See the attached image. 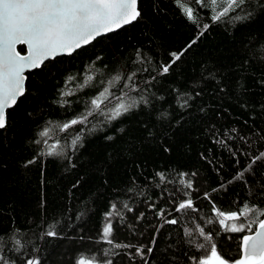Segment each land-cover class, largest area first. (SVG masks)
Instances as JSON below:
<instances>
[{
	"label": "trees",
	"instance_id": "1",
	"mask_svg": "<svg viewBox=\"0 0 264 264\" xmlns=\"http://www.w3.org/2000/svg\"><path fill=\"white\" fill-rule=\"evenodd\" d=\"M192 6L199 8L195 24L175 0H140L135 23L27 75L26 94L9 110L8 127L0 130V233L6 243L13 235L26 242L18 256L7 253L18 264L25 253L40 257L42 264L101 256L100 249L109 246L98 241L113 203L120 214L111 217L116 241L145 251L153 247L145 257L148 264H191L194 254H206L194 247L203 242L197 225L212 235L226 258H240L247 233L221 227L212 203L222 210H237L245 202L264 207V160L245 173L249 187L227 183L264 152V11L254 5L248 21L213 22L210 9ZM205 24L210 25L206 31ZM199 32L204 34L169 73L159 75L170 53L185 48ZM18 49L26 53L24 46ZM138 50L142 63L135 62ZM133 71L139 91L130 95H143L148 104L110 123L100 115L89 117L83 146L73 152L71 139L83 126L61 132L59 125L83 112L85 102L122 74L125 79L112 88L119 95ZM87 74L96 79L81 91L78 85ZM67 90L76 95L62 97ZM61 99L72 103L61 106ZM44 128H49L47 143L59 139L66 156L38 155L46 151L43 141L35 143ZM161 172L164 181L157 175ZM181 179L192 180L195 190L185 189ZM187 191L198 211H174ZM161 209L164 218L158 215ZM172 218L178 219L176 225L165 223ZM50 224L59 235L41 238ZM185 229L193 232L191 238ZM136 247L115 249L114 264H144Z\"/></svg>",
	"mask_w": 264,
	"mask_h": 264
},
{
	"label": "snow or ice",
	"instance_id": "2",
	"mask_svg": "<svg viewBox=\"0 0 264 264\" xmlns=\"http://www.w3.org/2000/svg\"><path fill=\"white\" fill-rule=\"evenodd\" d=\"M182 13L192 23H197L199 19V8L192 5H199L200 8L210 9L213 22H221L224 18H229L233 22L248 21L253 13L248 11L254 5L264 11V0H175ZM235 14V15H233ZM141 17L140 0H0V130L8 127V109L14 107L21 97L26 94L25 73L27 71L40 69L46 62L61 55H72L82 47L92 43L98 37L111 33L125 25L132 24ZM210 25H203L206 31ZM199 35L185 48L179 52L170 53L171 59L167 64H162L159 75H166L174 64L181 60L185 52L196 43ZM18 45L27 48L26 54L22 55L17 50ZM136 63H142L139 50L137 51ZM146 71V69H144ZM137 72H131L127 77V82L117 95L112 91L122 79V74H117L108 81L99 94L90 101L85 102V110L59 125L61 132H68L76 126H83L81 131L71 139V149L75 152L77 146L82 147L83 130L87 128L89 117L96 115L103 116L105 123L118 120L122 116L138 109L141 104L147 105L148 100L141 95L139 99L130 95L131 92L139 91L134 83ZM75 77H69V81ZM96 79L93 74H87L82 84L78 85L79 90L89 87ZM155 79V77H152ZM102 83V82H101ZM150 83V81H146ZM199 94V93H197ZM62 97L75 96L76 92L67 90L62 92ZM115 101V103H113ZM61 106H70L72 101L61 99ZM109 105H111L109 107ZM183 106V105H182ZM50 123V122H49ZM89 131H94L95 126ZM40 139L35 140L36 144L42 141L46 145V151L38 155L49 157L66 156L64 146L59 139L53 144L47 143L49 128H44L37 134ZM229 151H232L229 149ZM235 155V153H233ZM264 160V152H260L248 162L245 167L239 170L233 178L228 181L231 184L236 181L243 182L249 187L245 179V173L251 174L253 165L257 161ZM35 160H29L32 164ZM237 163L239 161L237 160ZM27 166V165H26ZM74 166V165H73ZM161 181L166 179L163 172L157 173ZM192 175H195L194 173ZM182 177L188 176L182 173ZM180 184L185 189L195 190L192 180L181 179ZM226 187L225 183L220 185L221 189ZM131 191V190H130ZM218 189H213V192ZM185 199L179 200L174 207V211L184 213L186 211H198L191 191L184 193ZM205 199L211 200V194L205 192ZM128 208L127 204H124ZM131 211V209H129ZM212 211L215 214L216 222L229 232L244 233L240 241L241 255L239 259L226 258V253H221L217 245L212 243L213 237L206 233L205 228L197 225L196 232L203 242L195 243L197 251L206 254L190 258L191 264H264V207L258 204L245 202L237 210H222L212 203ZM171 212H169V215ZM254 214V215H253ZM120 215L116 204L111 205V211L106 213V222L101 228L99 243L107 244L109 248L100 249L101 256L92 255L86 257L79 256L76 264H114L112 256L119 255L115 249L136 247L130 243L117 242L115 239V229L111 217ZM161 218L165 217V211L158 212ZM207 223H213L210 218ZM165 223L176 225L178 219H165ZM253 228L255 230L253 231ZM17 232L19 230H16ZM5 235L0 233V264H18L16 258H10L8 252L18 254L26 248V242L16 236H10L7 243ZM56 225H48L47 230L42 234L48 237H57ZM185 235L193 236V232L185 229ZM155 244V240L152 241ZM39 251V249H34ZM153 247H136V254L148 264L145 257L150 255ZM19 264H42L38 256L19 257Z\"/></svg>",
	"mask_w": 264,
	"mask_h": 264
},
{
	"label": "water",
	"instance_id": "3",
	"mask_svg": "<svg viewBox=\"0 0 264 264\" xmlns=\"http://www.w3.org/2000/svg\"><path fill=\"white\" fill-rule=\"evenodd\" d=\"M135 22H136V21H135ZM135 22H133V23H135ZM133 23H132V24H133ZM129 25H131V24H129ZM129 25H125L124 27H122V28H120V29H117V30H115V31H113V32H111V33H106V34H104V35L98 37L97 39L102 38V37H105V36H107V35H109V34H112V33L118 32V31L124 29L125 27H127V26H129ZM97 39H95V40H97ZM95 40H94V41H95ZM94 41H92V43H93ZM92 43H90V44H88V45L82 47L81 49L88 47V46L91 45ZM20 46H24V45H18V46H17V50H18V51H19L18 48H19ZM24 47L26 48V46H24ZM81 49H79V50H81ZM79 50H77V51H79ZM26 52H27V48H26ZM21 54H22V53H21ZM25 54H26V53H25ZM73 54H74V53H73ZM73 54H72V55H73ZM22 55H24V54H22ZM62 56H71V55H61V56L56 57L55 59H57V58H59V57H62ZM55 59H52V60H49V61H53V60H55ZM49 61H47V62H49ZM47 62H46V63H47ZM40 69H41V68H40ZM36 70H39V69H35V70H31V71H27V72L25 73V75L27 76L29 73H32V72H34V71H36ZM26 85H27V80H26ZM21 98H22V97H21ZM21 98H20V99H21ZM20 99H19V100H20ZM19 100H18V102H19ZM18 102H17V103H18ZM16 105H17V104H16ZM16 105H15V106H16ZM15 106H14V107H15ZM14 107L8 109V112H9V110L13 109Z\"/></svg>",
	"mask_w": 264,
	"mask_h": 264
},
{
	"label": "bare ground",
	"instance_id": "4",
	"mask_svg": "<svg viewBox=\"0 0 264 264\" xmlns=\"http://www.w3.org/2000/svg\"><path fill=\"white\" fill-rule=\"evenodd\" d=\"M160 77V76H159ZM214 169V168H213Z\"/></svg>",
	"mask_w": 264,
	"mask_h": 264
}]
</instances>
